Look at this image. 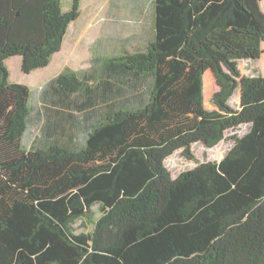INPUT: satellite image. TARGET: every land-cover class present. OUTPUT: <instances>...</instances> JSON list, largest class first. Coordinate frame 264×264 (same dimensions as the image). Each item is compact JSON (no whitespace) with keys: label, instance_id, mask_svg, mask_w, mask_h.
<instances>
[{"label":"trees","instance_id":"obj_1","mask_svg":"<svg viewBox=\"0 0 264 264\" xmlns=\"http://www.w3.org/2000/svg\"><path fill=\"white\" fill-rule=\"evenodd\" d=\"M62 1L0 0V264H264V76L239 69L264 55L263 0H155L152 39L95 83L11 82L9 59L29 75L62 51L82 0ZM245 125L172 177L176 152Z\"/></svg>","mask_w":264,"mask_h":264},{"label":"rangeland","instance_id":"obj_2","mask_svg":"<svg viewBox=\"0 0 264 264\" xmlns=\"http://www.w3.org/2000/svg\"><path fill=\"white\" fill-rule=\"evenodd\" d=\"M74 0H63V10L69 11ZM155 0H82L81 16L68 31L63 49L55 55L47 68L39 69L27 75L22 71V58L14 57L7 61L10 81L29 86L35 90L68 71H75L81 78L93 84L91 75L98 63L118 54L135 53L143 50L153 36ZM264 10V0L262 2ZM259 60H242L239 69L243 76H264V55ZM95 86V85H94ZM234 109H240V90L238 89L230 101ZM206 107L215 110L211 92L207 91ZM249 131L245 125L238 130L228 131L226 139L214 149H208L202 144L194 145L192 150L195 158L189 160L182 151L176 152L165 162L172 177H178L182 172L193 170L203 162H220L234 146L233 137L244 136ZM98 206L95 207L97 211ZM79 232H89L93 225L80 220L76 224Z\"/></svg>","mask_w":264,"mask_h":264},{"label":"crops","instance_id":"obj_3","mask_svg":"<svg viewBox=\"0 0 264 264\" xmlns=\"http://www.w3.org/2000/svg\"><path fill=\"white\" fill-rule=\"evenodd\" d=\"M57 55V54H56ZM262 59H263V57H262ZM52 80V79H51ZM50 81V80H49Z\"/></svg>","mask_w":264,"mask_h":264}]
</instances>
